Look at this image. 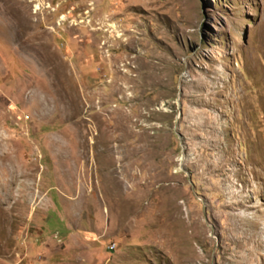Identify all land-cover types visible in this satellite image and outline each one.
<instances>
[{"label":"rangeland","instance_id":"1","mask_svg":"<svg viewBox=\"0 0 264 264\" xmlns=\"http://www.w3.org/2000/svg\"><path fill=\"white\" fill-rule=\"evenodd\" d=\"M0 264H264V0H0Z\"/></svg>","mask_w":264,"mask_h":264},{"label":"built area","instance_id":"2","mask_svg":"<svg viewBox=\"0 0 264 264\" xmlns=\"http://www.w3.org/2000/svg\"><path fill=\"white\" fill-rule=\"evenodd\" d=\"M113 246H114V244L113 243H111V244H109V248H113Z\"/></svg>","mask_w":264,"mask_h":264}]
</instances>
